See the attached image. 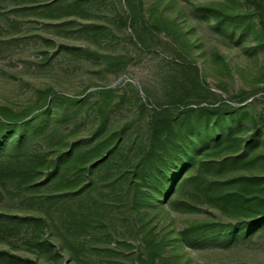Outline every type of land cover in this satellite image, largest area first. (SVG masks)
I'll use <instances>...</instances> for the list:
<instances>
[{
	"label": "trees",
	"instance_id": "trees-1",
	"mask_svg": "<svg viewBox=\"0 0 264 264\" xmlns=\"http://www.w3.org/2000/svg\"><path fill=\"white\" fill-rule=\"evenodd\" d=\"M0 1L12 7L16 17L29 12L60 18L82 10L88 0ZM185 1L216 28L228 29L238 43H249L246 50L264 61V0ZM175 3L169 0L166 6ZM124 4L128 13L118 17L121 25L131 26L139 43L152 45L151 30L142 13L135 12V1ZM182 24L186 21L180 10L173 16L157 12L153 20L158 31L172 37L166 44L179 48L172 60L177 74L165 102L148 110L141 103L147 110L143 132H134L133 139L132 133L109 123L112 88L97 90V100L44 94L39 107L24 112L0 105V243L5 245L0 248V264H41L38 257L54 246L57 230L79 244L82 237H97L84 247L90 241L109 242L115 230L103 217L101 201L119 184L132 192L134 208L195 212L205 204L235 217L229 222L189 223L171 240L181 247L231 242L264 231V173L253 171L264 166V109L249 110L253 100L240 106L215 104L218 94L202 77L193 53L203 46L190 41ZM88 28L96 34L110 30L103 24ZM210 97L212 102L200 105ZM84 106L96 108L95 121L87 127L82 126L85 118L73 119ZM73 120L61 130L60 123ZM236 170L244 173L224 176ZM137 235L138 264H158L166 244L163 237L154 234V226L146 231L137 227ZM18 237L34 256L13 251Z\"/></svg>",
	"mask_w": 264,
	"mask_h": 264
},
{
	"label": "rangeland",
	"instance_id": "rangeland-1",
	"mask_svg": "<svg viewBox=\"0 0 264 264\" xmlns=\"http://www.w3.org/2000/svg\"><path fill=\"white\" fill-rule=\"evenodd\" d=\"M134 1L135 12L142 13L145 25L151 30L150 46L139 43L133 28L121 25L118 20L128 13L124 0H88L82 4V10L60 18L29 12L16 17L11 12L12 7L0 1V105L24 112L39 107L44 94L51 98L56 95L89 96L97 100L100 98L97 90L112 88L115 96L109 123L132 133L129 136L133 139L134 132H143L147 110L169 98L173 89L171 80L177 74L172 60L176 59L179 48L173 50L166 44L172 37L165 31H158L152 25L153 20L157 12L173 16L180 10L186 21L185 26L182 24L183 30L190 41L203 46L193 53L202 77L218 94L215 104L229 102L240 106L253 100L249 110L264 109V61L261 55L246 50L249 43H238L236 36L230 37L228 29L216 28L212 20H207L185 0H176L169 6H166L169 0ZM8 16L17 18L18 22L10 23ZM142 20L140 23L144 24ZM90 24H103L110 30L96 34L85 29ZM217 53L222 55L223 61ZM206 101L200 105L212 102L213 98ZM142 102L147 110L141 107ZM95 112V107L84 106L73 119L85 118L82 126L87 127L95 121ZM74 122L60 123L61 130ZM261 151L264 154V146ZM241 171H227L224 176L244 173ZM253 171L264 173V166H256ZM134 202L132 192L123 184L117 185L114 192L104 195L101 201L103 217L109 229L115 230L109 242L90 241L84 247L88 239L97 237H82L79 244L74 238H63L57 230L54 231L57 236L54 246L48 249L47 255L38 257L39 262L138 264L135 258L140 247L137 227L146 231L154 226V234L163 237L166 243L158 264H264V231L231 242H206L198 248L181 247L171 241L180 229L198 220H235L226 212L205 204L195 212L169 208L156 211L153 207L134 208ZM145 209L148 213H140ZM18 238L12 246L13 251L34 256L25 240ZM2 247L5 245L0 243Z\"/></svg>",
	"mask_w": 264,
	"mask_h": 264
}]
</instances>
